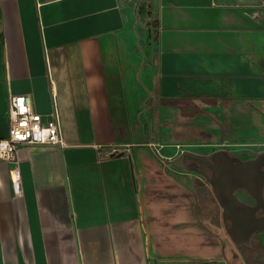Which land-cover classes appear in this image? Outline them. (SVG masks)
Wrapping results in <instances>:
<instances>
[{
    "label": "crops",
    "instance_id": "0c3cea01",
    "mask_svg": "<svg viewBox=\"0 0 264 264\" xmlns=\"http://www.w3.org/2000/svg\"><path fill=\"white\" fill-rule=\"evenodd\" d=\"M18 94L59 116L64 145L0 160V264H206L190 247L220 240L198 209L240 264H264L233 240L211 185L200 199V175L173 163L249 158L215 147L236 145L233 126L264 143V0H0V137Z\"/></svg>",
    "mask_w": 264,
    "mask_h": 264
},
{
    "label": "water",
    "instance_id": "95a60500",
    "mask_svg": "<svg viewBox=\"0 0 264 264\" xmlns=\"http://www.w3.org/2000/svg\"><path fill=\"white\" fill-rule=\"evenodd\" d=\"M187 157L204 162L211 174L208 175L198 165L187 162ZM261 159L264 160V151L254 159H241L221 149L214 152L211 157L185 150L173 160L178 167L200 173V176L192 178L196 185L202 187L211 185L215 198L224 209V218L232 221L227 230L237 244L243 240L250 241L256 230H264V215L256 214L259 208L264 210V175L259 170ZM236 188L248 190L256 197L258 203L251 205L241 200L235 194ZM256 258L263 260L264 253Z\"/></svg>",
    "mask_w": 264,
    "mask_h": 264
},
{
    "label": "built area",
    "instance_id": "2783aa9c",
    "mask_svg": "<svg viewBox=\"0 0 264 264\" xmlns=\"http://www.w3.org/2000/svg\"><path fill=\"white\" fill-rule=\"evenodd\" d=\"M8 111L9 130L7 135L0 137V160L17 162L18 150L23 144L64 145L59 116L55 114L52 118L44 121L42 115L34 109L29 95H11ZM147 144L158 156L166 159L159 142L150 141ZM118 152L119 148L115 146L107 151L108 155ZM15 171H18V167L11 171L14 180ZM14 182L17 187L20 180Z\"/></svg>",
    "mask_w": 264,
    "mask_h": 264
},
{
    "label": "rangeland",
    "instance_id": "374dc122",
    "mask_svg": "<svg viewBox=\"0 0 264 264\" xmlns=\"http://www.w3.org/2000/svg\"><path fill=\"white\" fill-rule=\"evenodd\" d=\"M241 128L240 126H233V135L232 139L236 142V145H217L218 148H228L232 149L233 152L242 157H252L257 153L264 150V143L254 140L253 142L247 141V139L241 137L237 130ZM224 131V127L222 128ZM247 141V142H246ZM194 191L197 193L200 199L203 196H206L208 191L202 186L194 185ZM200 203V202H199ZM194 210H196V204L194 205ZM197 218L201 223H205L207 229H210L219 237V242L216 245H207L204 248H198L191 246L189 249L188 257L193 258L194 261L206 262V264H216L222 263L226 264V260L229 259L232 264H240V260L236 258V251L231 246V238L227 235L226 232L222 231L217 225L218 222L214 219V222L209 221L204 214L203 210H197ZM203 221V222H202ZM264 236V234H261ZM228 236V237H227ZM260 238V235H259Z\"/></svg>",
    "mask_w": 264,
    "mask_h": 264
},
{
    "label": "flooded vegetation",
    "instance_id": "af4514ba",
    "mask_svg": "<svg viewBox=\"0 0 264 264\" xmlns=\"http://www.w3.org/2000/svg\"><path fill=\"white\" fill-rule=\"evenodd\" d=\"M258 155H259V153H257L256 155H254L252 157L243 158V159H254ZM211 156H209V157H211ZM186 159L192 165H198L199 168H201L203 171H205L208 175L211 174L210 169L201 160H197V159H194L192 157H187ZM259 170H261L263 175H264V160H262V159L259 161ZM198 174H200V173H198ZM235 194L241 200H243L246 203H249L251 205H256L258 203L256 197L253 194H251L248 190H246L245 188H236ZM263 197H264V187H263ZM223 211H224V209L222 208L221 221L223 222L224 226H226L228 228L231 225L232 221L230 219L224 218ZM256 214H257V216L264 215V210L259 208L257 210ZM260 234H264V230H256L254 232V234L252 235L250 241L243 240V241H241L240 244H237L239 246L240 250L243 251V253H245V254H251L252 253V258H254V255L256 253L264 251L263 245H259V246H257L258 248H256V244H255V241L259 238ZM250 261H251V258L248 257V262H250Z\"/></svg>",
    "mask_w": 264,
    "mask_h": 264
}]
</instances>
